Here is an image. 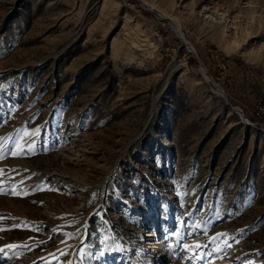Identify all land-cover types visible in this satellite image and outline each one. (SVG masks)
Here are the masks:
<instances>
[{"label":"rangeland","instance_id":"1","mask_svg":"<svg viewBox=\"0 0 264 264\" xmlns=\"http://www.w3.org/2000/svg\"><path fill=\"white\" fill-rule=\"evenodd\" d=\"M0 264H264V0H0Z\"/></svg>","mask_w":264,"mask_h":264},{"label":"bare ground","instance_id":"2","mask_svg":"<svg viewBox=\"0 0 264 264\" xmlns=\"http://www.w3.org/2000/svg\"><path fill=\"white\" fill-rule=\"evenodd\" d=\"M160 16V15H159ZM161 17V16H160ZM173 20V19H172ZM174 22V21H173ZM171 23V22H170ZM174 24V23H173ZM176 24V23H175ZM175 26V25H174ZM173 28V27H172ZM177 28V27H176ZM178 30V29H177ZM176 33H177V31H176ZM238 110V109H237ZM242 115V114H241ZM242 119L245 121V119L242 117ZM163 217H166V215H165V213H164V215H163ZM165 219V218H164ZM167 220V219H166ZM157 227V226H156ZM163 227V229L165 228V227H167V224H164V226H162ZM160 228V227H159ZM156 229V228H155ZM157 230H159L158 229V227H157ZM159 233V232H158ZM151 235V234H150Z\"/></svg>","mask_w":264,"mask_h":264},{"label":"snow or ice","instance_id":"3","mask_svg":"<svg viewBox=\"0 0 264 264\" xmlns=\"http://www.w3.org/2000/svg\"><path fill=\"white\" fill-rule=\"evenodd\" d=\"M9 247H11V246H9Z\"/></svg>","mask_w":264,"mask_h":264}]
</instances>
